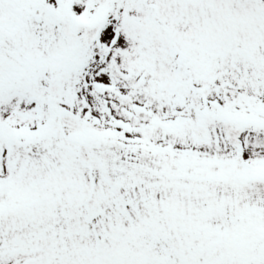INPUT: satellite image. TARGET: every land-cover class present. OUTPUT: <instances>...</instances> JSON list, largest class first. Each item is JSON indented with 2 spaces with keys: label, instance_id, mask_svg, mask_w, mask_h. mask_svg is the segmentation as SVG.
Here are the masks:
<instances>
[{
  "label": "snow or ice",
  "instance_id": "obj_1",
  "mask_svg": "<svg viewBox=\"0 0 264 264\" xmlns=\"http://www.w3.org/2000/svg\"><path fill=\"white\" fill-rule=\"evenodd\" d=\"M0 264H264V0H0Z\"/></svg>",
  "mask_w": 264,
  "mask_h": 264
}]
</instances>
